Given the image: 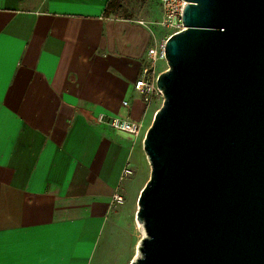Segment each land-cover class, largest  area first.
Instances as JSON below:
<instances>
[{
	"label": "crops",
	"instance_id": "1",
	"mask_svg": "<svg viewBox=\"0 0 264 264\" xmlns=\"http://www.w3.org/2000/svg\"><path fill=\"white\" fill-rule=\"evenodd\" d=\"M109 2L0 0V264H93L115 195L150 164L146 136L97 121L150 129L161 108L135 90L151 31Z\"/></svg>",
	"mask_w": 264,
	"mask_h": 264
},
{
	"label": "water",
	"instance_id": "2",
	"mask_svg": "<svg viewBox=\"0 0 264 264\" xmlns=\"http://www.w3.org/2000/svg\"><path fill=\"white\" fill-rule=\"evenodd\" d=\"M132 264H264V0H185Z\"/></svg>",
	"mask_w": 264,
	"mask_h": 264
},
{
	"label": "rangeland",
	"instance_id": "3",
	"mask_svg": "<svg viewBox=\"0 0 264 264\" xmlns=\"http://www.w3.org/2000/svg\"><path fill=\"white\" fill-rule=\"evenodd\" d=\"M124 4L130 19L138 20L144 23V26L149 27L152 38L151 48L170 39L172 31L160 25L162 20L160 0H126ZM168 70V63H158V74L161 75ZM164 102V99H160L161 108ZM148 127L145 125L144 132L149 130ZM151 173L152 168L148 164V167L134 172L118 191L124 203H114L109 229L107 228L100 241L98 254L93 264H132L140 257L139 248L147 235L144 225H140L137 221L139 197L149 182Z\"/></svg>",
	"mask_w": 264,
	"mask_h": 264
},
{
	"label": "built area",
	"instance_id": "4",
	"mask_svg": "<svg viewBox=\"0 0 264 264\" xmlns=\"http://www.w3.org/2000/svg\"><path fill=\"white\" fill-rule=\"evenodd\" d=\"M162 6V20L160 25L170 31L172 35L182 32L184 29L183 12L185 0H160ZM144 24V23H142ZM168 40L159 43L156 47H152L148 51L149 65L143 69V74L135 83V90L143 97L145 103L150 107L156 99H164L162 91L158 87V63L166 62V44ZM127 105V103H125ZM99 124L107 125L115 131H121L140 138L142 135L146 136L148 130L144 132L145 125L143 122H136L131 119H124L120 117H108L106 115H99L97 117ZM130 170L125 171V175H131ZM114 202L119 204L124 203L123 197L115 195Z\"/></svg>",
	"mask_w": 264,
	"mask_h": 264
},
{
	"label": "trees",
	"instance_id": "5",
	"mask_svg": "<svg viewBox=\"0 0 264 264\" xmlns=\"http://www.w3.org/2000/svg\"><path fill=\"white\" fill-rule=\"evenodd\" d=\"M125 1L126 0H110L106 11H105V16L106 18H119V19H126L129 20V14L128 10L125 7Z\"/></svg>",
	"mask_w": 264,
	"mask_h": 264
},
{
	"label": "bare ground",
	"instance_id": "6",
	"mask_svg": "<svg viewBox=\"0 0 264 264\" xmlns=\"http://www.w3.org/2000/svg\"><path fill=\"white\" fill-rule=\"evenodd\" d=\"M141 225V224H140ZM143 227V226H142Z\"/></svg>",
	"mask_w": 264,
	"mask_h": 264
}]
</instances>
